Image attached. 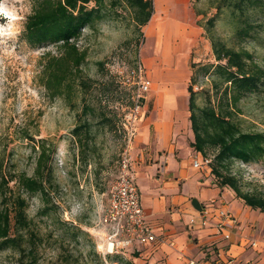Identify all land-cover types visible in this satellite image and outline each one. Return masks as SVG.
<instances>
[{
	"label": "rangeland",
	"instance_id": "374dc122",
	"mask_svg": "<svg viewBox=\"0 0 264 264\" xmlns=\"http://www.w3.org/2000/svg\"><path fill=\"white\" fill-rule=\"evenodd\" d=\"M185 1L196 36L183 59L190 78L192 64H216L202 28L216 10L210 0ZM33 5V0H0V174L6 181L0 190V211L7 209L13 217L17 200H25L31 223L28 231H21L25 236L22 246L25 250L30 247V231L38 234L33 248L35 264H105V260L113 264L114 254L103 255L97 249L102 241L100 222L108 188L126 143L127 116L133 106L139 66L147 79L142 54L146 43L144 27L141 35L131 12L123 6L107 9L100 21L83 30L78 41V46L87 52L82 70L84 77L92 81L89 89L82 93L75 88L70 100L53 97L42 80L45 56L56 54L57 48L31 47L21 37ZM233 19L230 12L219 15L216 35L230 47L247 50L264 69V10L253 13L248 36L236 34ZM213 80L218 88L213 87ZM219 83L211 71L196 75L193 90L199 107L220 103L226 85ZM159 93L152 89L141 99V106L145 99L148 104L146 115L153 110L154 98ZM86 104L94 108V114L83 112ZM189 115L188 112L189 134L177 136L187 144L193 140ZM87 119L91 124L89 134L84 129L79 141L72 131ZM234 120L244 131L264 132V84L258 91L244 95L235 109ZM40 140H47L54 150L51 167L58 187L51 188L47 197L29 194L17 182L22 174H34L38 157L35 146ZM192 152L193 160L198 159V153L193 149ZM213 158L214 151L208 150L205 159L210 160L209 174L214 181L210 168ZM202 168V173L207 172L205 166ZM229 168L243 191L264 193V159L251 163L233 160ZM138 182L144 186L142 178ZM44 209H49L48 215L42 214ZM12 226L11 234L16 235L14 220ZM29 263L27 251L24 254L12 248L0 251V264Z\"/></svg>",
	"mask_w": 264,
	"mask_h": 264
},
{
	"label": "crops",
	"instance_id": "0c3cea01",
	"mask_svg": "<svg viewBox=\"0 0 264 264\" xmlns=\"http://www.w3.org/2000/svg\"><path fill=\"white\" fill-rule=\"evenodd\" d=\"M180 1L152 0V15L143 30V66L150 72H145L151 83L147 93L152 89L160 93L149 115L145 99L130 146L131 173L141 205L160 240L134 245L118 255L133 264H264V212L218 187L208 167L205 173L200 171L204 168H194L190 143L177 138L179 133L189 134L190 78L183 59L196 40L188 4ZM193 198L202 212L192 206ZM219 210L237 222L228 230L229 239L216 228L222 221Z\"/></svg>",
	"mask_w": 264,
	"mask_h": 264
},
{
	"label": "trees",
	"instance_id": "16d2710c",
	"mask_svg": "<svg viewBox=\"0 0 264 264\" xmlns=\"http://www.w3.org/2000/svg\"><path fill=\"white\" fill-rule=\"evenodd\" d=\"M210 2L216 14L207 19L202 28L210 41L216 64L191 65L188 110L193 140L190 146L203 159L206 158L208 150L212 149L214 158L210 168L218 187L230 188L236 198L246 206L264 212V193L243 191L240 181L229 170L230 162L233 160L251 163L264 159V132L244 131L234 120L235 109L244 95L258 91L264 84V69L254 61L247 50H237L228 46L215 31L217 17L230 12L234 18L236 34L248 36L252 27V15L256 11L264 10L262 9L264 0H210ZM33 4L31 13L25 18L21 37L31 47L52 45L57 48L56 54L47 53L45 56L42 83L51 96H64L69 100L75 88L85 93L92 83L90 78L84 77L82 70L87 59L86 50L78 46L83 30L93 27L100 21L107 9L113 10L123 6L131 12L132 21L142 35L141 28L148 23L153 10L152 0H33ZM210 71L217 75L219 84L226 85L224 95L217 106L209 104L199 107L196 102L197 94L193 90L196 75L207 74ZM212 84L218 88L215 80ZM83 112L94 114L95 110L86 104ZM90 125L89 120H85L82 125L73 129V136L79 140L84 129L89 134ZM35 147L38 148V157L34 174L32 176L22 174L17 182L27 193H40L47 197L51 188L58 187L51 167L54 150L47 140L38 141ZM220 169L225 172H221ZM5 184L6 181L0 174V190ZM42 214L48 215L49 209H44ZM12 220L16 235L11 234ZM30 223L24 199L17 200L13 217L7 209L0 211V251L10 248L22 254L27 251L29 264H35L33 248L35 241L39 239L38 234L30 231L28 238L30 247L25 250L22 246L25 236L21 231H28ZM113 259L119 264H133L129 260H123L118 254H114Z\"/></svg>",
	"mask_w": 264,
	"mask_h": 264
},
{
	"label": "built area",
	"instance_id": "2783aa9c",
	"mask_svg": "<svg viewBox=\"0 0 264 264\" xmlns=\"http://www.w3.org/2000/svg\"><path fill=\"white\" fill-rule=\"evenodd\" d=\"M136 93L133 96V106L127 116V136L124 149L119 158L117 173L111 181L107 192V204L101 217L102 241L97 245L98 251L105 254H120L126 248L134 245H149L159 241L146 220L138 187L131 173L130 146L136 134V122L142 109L141 99L150 88V81L143 77L142 67L138 69ZM201 156V155H200ZM210 160L195 159L194 168H209ZM218 216L222 219L216 224L219 232H224L226 239L230 238L228 230L237 222L225 210H219ZM206 218L203 224H206ZM105 264L108 262L105 260ZM113 264H119L114 262Z\"/></svg>",
	"mask_w": 264,
	"mask_h": 264
},
{
	"label": "water",
	"instance_id": "95a60500",
	"mask_svg": "<svg viewBox=\"0 0 264 264\" xmlns=\"http://www.w3.org/2000/svg\"><path fill=\"white\" fill-rule=\"evenodd\" d=\"M191 204H192V206L194 207L195 210H197L199 212H202V206L200 205V203L198 202L197 199L193 198L191 200Z\"/></svg>",
	"mask_w": 264,
	"mask_h": 264
},
{
	"label": "bare ground",
	"instance_id": "6f19581e",
	"mask_svg": "<svg viewBox=\"0 0 264 264\" xmlns=\"http://www.w3.org/2000/svg\"><path fill=\"white\" fill-rule=\"evenodd\" d=\"M162 2H174V1L173 0H162Z\"/></svg>",
	"mask_w": 264,
	"mask_h": 264
}]
</instances>
